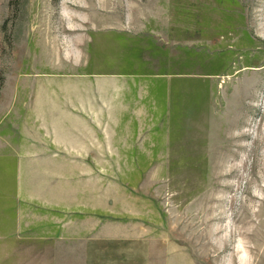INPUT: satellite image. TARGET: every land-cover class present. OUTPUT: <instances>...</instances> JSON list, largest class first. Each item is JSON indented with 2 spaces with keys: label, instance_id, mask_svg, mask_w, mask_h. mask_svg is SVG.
<instances>
[{
  "label": "rangeland",
  "instance_id": "1",
  "mask_svg": "<svg viewBox=\"0 0 264 264\" xmlns=\"http://www.w3.org/2000/svg\"><path fill=\"white\" fill-rule=\"evenodd\" d=\"M0 264H264V0H0Z\"/></svg>",
  "mask_w": 264,
  "mask_h": 264
}]
</instances>
